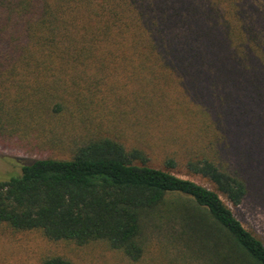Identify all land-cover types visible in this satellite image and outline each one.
Returning a JSON list of instances; mask_svg holds the SVG:
<instances>
[{
	"label": "trees",
	"instance_id": "1",
	"mask_svg": "<svg viewBox=\"0 0 264 264\" xmlns=\"http://www.w3.org/2000/svg\"><path fill=\"white\" fill-rule=\"evenodd\" d=\"M186 123L214 126V152L185 162L213 189L103 130ZM7 133L65 138L70 156L22 160L0 179V225L102 242L131 262L155 242L182 264H264V242L229 207L247 179L216 156L246 164L264 150V0H0Z\"/></svg>",
	"mask_w": 264,
	"mask_h": 264
},
{
	"label": "rangeland",
	"instance_id": "2",
	"mask_svg": "<svg viewBox=\"0 0 264 264\" xmlns=\"http://www.w3.org/2000/svg\"><path fill=\"white\" fill-rule=\"evenodd\" d=\"M148 128V133L140 134L137 126H103L106 134L126 147H146L151 165L167 169L164 160L171 158L175 162L170 169L174 174L213 189L207 180L190 173L185 162L195 153L213 151L208 149V139L214 126H191L186 123ZM69 129L75 136L81 131L77 126ZM64 139L57 140L45 135L0 134V179L19 173L22 160L69 157L68 149L62 144ZM216 156L222 166L229 170L238 169L247 179V195L238 206L229 207L242 225L264 242V150L263 153L255 152L246 164L225 152L220 155L216 153ZM54 254L68 258L73 264H182L173 257L168 245L155 242L147 246L142 260L131 262L121 252L108 248L102 242L80 246L66 240H48L37 231H13L0 225V264H41L46 255Z\"/></svg>",
	"mask_w": 264,
	"mask_h": 264
}]
</instances>
